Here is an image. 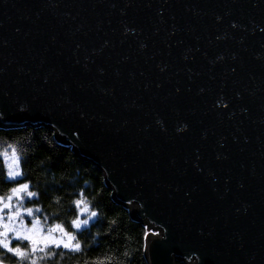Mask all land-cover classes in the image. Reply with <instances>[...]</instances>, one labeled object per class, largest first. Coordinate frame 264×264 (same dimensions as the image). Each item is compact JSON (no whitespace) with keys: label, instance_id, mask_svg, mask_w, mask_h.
I'll return each instance as SVG.
<instances>
[{"label":"water","instance_id":"95a60500","mask_svg":"<svg viewBox=\"0 0 264 264\" xmlns=\"http://www.w3.org/2000/svg\"><path fill=\"white\" fill-rule=\"evenodd\" d=\"M25 125L98 166L148 264H264V0H0Z\"/></svg>","mask_w":264,"mask_h":264},{"label":"trees","instance_id":"16d2710c","mask_svg":"<svg viewBox=\"0 0 264 264\" xmlns=\"http://www.w3.org/2000/svg\"><path fill=\"white\" fill-rule=\"evenodd\" d=\"M8 145L16 148L19 168L25 175L10 179L5 169L0 175V195L25 180L30 181L31 190L32 182L39 183L36 176L43 172L50 178L49 191L59 193L65 207L63 212H52L48 208L49 193L41 191L40 196L32 198L40 201L41 211L36 215L41 217L44 229L60 223L74 235L73 242L81 244L79 251L49 245L56 254L49 260L59 264H148L145 257L147 225L133 219L126 207L113 200L112 190L97 165L80 157L44 125L0 128V147ZM78 199L87 203L88 212L80 213L75 204ZM91 212H96L97 216L93 218ZM45 216L47 221H44ZM77 217L89 220V224L74 228L71 219Z\"/></svg>","mask_w":264,"mask_h":264},{"label":"clouds","instance_id":"9594fccd","mask_svg":"<svg viewBox=\"0 0 264 264\" xmlns=\"http://www.w3.org/2000/svg\"><path fill=\"white\" fill-rule=\"evenodd\" d=\"M10 146L12 145L0 147V175H3L5 169H7V176L10 170L16 172L19 176H23L25 173L19 168L20 161L17 151L15 153L9 152ZM49 180L50 178L46 177L43 172H40L36 176V181H39V183L32 182L31 190L30 181L28 180L5 190L3 195H0V198H3L6 203L9 196L15 195L18 197L15 203H13V200L11 201L12 209L8 213H5V215L11 217L19 212L32 210L33 218L41 221V217L36 215V213L41 211L40 201L32 199L40 196L41 191L49 193L48 208L52 212H63L65 205L61 203L62 196L55 191H49L47 187ZM21 185H28L29 187L21 188ZM13 189H16L15 193L12 192ZM52 201L55 203L53 204ZM47 219L48 217L45 216L44 221H47ZM76 219L79 218H73L71 221ZM23 223L24 217H21L20 221L16 222L14 229L8 227L7 222H5L6 227L0 229V233H9L0 234V264H59L58 261L48 259L56 255L53 250L44 247L42 244L38 246L36 243L37 236L31 231H23ZM28 228L31 229V225H28ZM34 247L37 248L36 251H33ZM61 255L63 254L61 253Z\"/></svg>","mask_w":264,"mask_h":264},{"label":"snow or ice","instance_id":"6c2138e0","mask_svg":"<svg viewBox=\"0 0 264 264\" xmlns=\"http://www.w3.org/2000/svg\"><path fill=\"white\" fill-rule=\"evenodd\" d=\"M11 147V151L13 153L16 152V148L13 146ZM19 174H17L14 171H9L8 177L10 179H14L18 177ZM21 188H27L29 187L28 185H21ZM13 193L16 192V189L12 190ZM18 198L15 195L9 196L8 197V202L6 203L3 198H0V229H3L6 227L5 222H7V226L10 228H15L16 222L20 221L21 217H24V223L22 225L23 231H31L37 236V245H43L44 247L48 248L49 245H54V246H63L65 249H72L73 251H79L81 249V244L80 243H73V240L75 239L74 235L70 232H68L62 224H55L53 226H50L47 228V232L44 230V225L42 224L41 221L35 220L33 218V212L32 210H27L26 212H19L15 216H6L5 213H8L12 209V204L11 201L13 198ZM75 204L79 208V211L81 214L88 212V205L83 199H78L75 201ZM25 214L27 217L31 218V229L28 228V224L25 220ZM91 216L95 218L97 216L96 212H91ZM89 220L84 219H76L71 221V226H73L76 229H81L82 226L88 225ZM59 232L60 235L56 236L54 233ZM0 234H9V233H0ZM37 248L34 247L33 251H36Z\"/></svg>","mask_w":264,"mask_h":264},{"label":"rangeland","instance_id":"374dc122","mask_svg":"<svg viewBox=\"0 0 264 264\" xmlns=\"http://www.w3.org/2000/svg\"><path fill=\"white\" fill-rule=\"evenodd\" d=\"M16 202V198L14 197L13 198V203H15ZM25 220H26V222H27V224L30 226L31 225V218L30 217H27V215L25 214ZM45 230V232H47V229H44ZM54 235H56V236H59L60 235V233L59 232H56V233H54ZM74 243V242H73ZM63 247V246H62Z\"/></svg>","mask_w":264,"mask_h":264}]
</instances>
